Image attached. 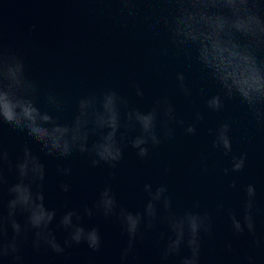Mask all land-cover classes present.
<instances>
[{
  "label": "water",
  "instance_id": "1",
  "mask_svg": "<svg viewBox=\"0 0 264 264\" xmlns=\"http://www.w3.org/2000/svg\"><path fill=\"white\" fill-rule=\"evenodd\" d=\"M130 7L133 15L120 0H35L0 32V47L22 58L26 76L37 89L36 106L57 123L71 124L81 99L114 91L125 102L122 118L132 110L147 112L157 101L167 99L176 120L183 121L168 125L172 138L165 136L158 120L161 143L149 146L146 158H138L125 146L114 169L92 168L88 158L79 154L63 161L45 157L29 137L5 126L2 140L9 159L14 165L25 146L41 159L46 168L45 203L58 214L65 210V203L74 209L91 207L106 186L120 206L143 214L147 202L143 186L151 184L153 190L164 186L173 212L206 211L211 217L213 237L204 239L201 264H245L248 256L255 264H264V121L258 122L239 100H225L219 112L206 109V99L217 94L218 88L201 70L194 50L173 42L169 25L174 5L165 0H134ZM258 56L264 60V51ZM178 74L183 75L190 95L180 90ZM137 89L141 96L136 95ZM48 96L54 98V104L48 103ZM197 113L203 117L199 121ZM223 122L230 124L232 152L228 156L212 148L213 136L209 134ZM189 124L196 128L194 135L184 131ZM137 134L138 129L126 132L125 145ZM242 154L246 156L243 170L231 172V158ZM58 166L69 167L71 174L59 176ZM225 169H229L227 174ZM5 180L8 185L15 183L14 171L6 168ZM61 182L71 188L66 199L58 190ZM233 183L235 188L230 187ZM248 184L256 187L255 235L233 238L226 212L231 209L239 218L241 190ZM162 214L159 209L158 215ZM86 226L100 228L104 243L98 253L81 245L56 257L51 253L34 255L28 248L26 264H115L125 244L118 225L96 216L86 221ZM163 231L164 226L158 223L146 233L139 246L144 264H155L156 241ZM54 234L62 243L65 234L59 230ZM225 241L232 243L231 253L224 251Z\"/></svg>",
  "mask_w": 264,
  "mask_h": 264
},
{
  "label": "clouds",
  "instance_id": "2",
  "mask_svg": "<svg viewBox=\"0 0 264 264\" xmlns=\"http://www.w3.org/2000/svg\"><path fill=\"white\" fill-rule=\"evenodd\" d=\"M129 15L134 0H120ZM174 5L170 35L181 48L194 50L195 60L204 74L218 88L208 97L205 107L219 112L225 100H239L259 122L264 121V60L258 53L264 51V0H165ZM180 90L190 95L184 86V77L178 74ZM37 89L26 76L21 57L0 47V261L8 264H26L25 251L30 248L34 255L51 253L64 257L68 251L81 245L91 253H98L103 246V237L98 226L87 227L86 221L102 217L115 222L125 238L115 264H144L139 246L146 233L157 224L164 226L156 241L158 256L155 264H201L204 239L213 237V224L209 214L186 210L182 214L173 212L164 186L153 190L145 184L143 191L147 202L143 214L120 206L111 188L104 187L92 206L82 209L69 208L58 214L56 208L45 203V164L27 146L21 149L16 162L9 159L2 140V131L7 126L11 131L24 134L39 147L45 157L67 160L74 154L86 156L90 167L105 166L114 169L123 158L125 146L133 149L138 158L149 155V146L161 143L157 135V121L165 129V136L172 138L170 123L183 124L176 120L174 110L167 99L157 101L147 112L132 110L121 117V105L125 102L114 91L103 93L99 98L81 99L77 115L71 124L57 123L35 103ZM137 96L142 93L137 89ZM49 104L54 98L46 97ZM99 105V107H97ZM203 117L197 113L195 119ZM124 129V131H121ZM138 129L125 145L128 131ZM187 135H194L196 128L189 124ZM230 124L223 122L215 130L212 148L225 156L232 152L229 138ZM245 155L231 158L233 173L241 172L245 166ZM14 171L16 181L10 185L5 180V169ZM225 174L229 169H225ZM57 174L67 177L69 167H57ZM230 187L235 188L233 183ZM58 190L65 195L71 188L61 182ZM241 214L238 218L233 210L226 212L233 238L246 233L255 235L254 212L256 187L248 184L242 188ZM162 209L163 214L158 215ZM62 231L65 238L57 241L55 231ZM258 241L253 240V244ZM226 253L233 251L230 241L223 245ZM245 264H255L252 256Z\"/></svg>",
  "mask_w": 264,
  "mask_h": 264
}]
</instances>
